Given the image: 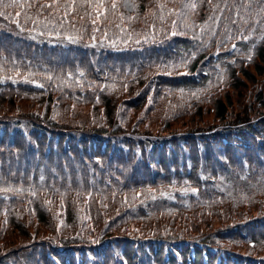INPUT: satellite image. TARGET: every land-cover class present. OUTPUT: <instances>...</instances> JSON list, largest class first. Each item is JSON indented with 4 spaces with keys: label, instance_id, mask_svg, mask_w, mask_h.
<instances>
[{
    "label": "trees",
    "instance_id": "16d2710c",
    "mask_svg": "<svg viewBox=\"0 0 264 264\" xmlns=\"http://www.w3.org/2000/svg\"><path fill=\"white\" fill-rule=\"evenodd\" d=\"M130 1L0 0V264H264V0Z\"/></svg>",
    "mask_w": 264,
    "mask_h": 264
},
{
    "label": "rangeland",
    "instance_id": "374dc122",
    "mask_svg": "<svg viewBox=\"0 0 264 264\" xmlns=\"http://www.w3.org/2000/svg\"><path fill=\"white\" fill-rule=\"evenodd\" d=\"M122 6L124 7V9H126L128 11L132 10V3L130 0H123ZM149 14H150V12H149ZM2 26H5V30H8V28H9V25L7 23H5V24L3 23ZM92 27L96 28L95 26H92ZM227 76H228L227 74H223V73L220 75V77L224 81L227 80ZM218 78H219V76L215 75V77L211 81H209V82L207 81L206 82L207 87H209V86L213 85L215 82H217ZM250 88H251V86H250ZM186 92L187 91H184V93H186ZM246 92L249 93L252 91L246 90ZM236 93H237V95H234L235 92L233 90L230 91L233 102H237L239 104V103H241V101H243V99H242L243 95H241V94L239 95L238 92H236ZM13 94L15 95V99L4 97L5 102L3 103L2 109L0 110V113L7 114L9 121L18 120V122H20V123H26L31 119L34 120V117L30 113H32V114L33 113H35V114L39 113V115L45 117L44 113H40L39 110L37 109V107H38L37 100H34L31 98L30 92H28L24 89H18L17 91H13ZM9 99H11L14 104L8 102V104L5 105L7 100H9ZM246 101L247 102L244 105L250 104L253 100L247 98ZM209 103L211 104L212 102L209 101ZM205 107H207V106H205ZM191 112H189V113H191ZM50 113H53V115H55V119H58V116L62 115V112H59V111H53ZM259 113H260V111H258V109H256L255 112L253 113V115H257ZM234 114H236V112ZM208 115L206 113L205 117L207 118ZM150 117H151V115L148 114L146 119H149ZM82 120L83 119H79V121H82ZM142 120H144V119H142ZM142 120H141V122H142ZM139 126H141V128H144V126H142V125H139ZM150 126L155 127L156 124H151ZM14 127H17V125Z\"/></svg>",
    "mask_w": 264,
    "mask_h": 264
},
{
    "label": "snow or ice",
    "instance_id": "6c2138e0",
    "mask_svg": "<svg viewBox=\"0 0 264 264\" xmlns=\"http://www.w3.org/2000/svg\"><path fill=\"white\" fill-rule=\"evenodd\" d=\"M76 2H77V0H65V4H64L65 9H67L70 6H73L74 7L76 5ZM93 2H94V0H81V3H83V4H93ZM54 3H56L57 6H58V0H54ZM100 6H101V4L99 2H97L96 3V7L98 8ZM48 7H51V5H48ZM112 7L113 8L116 7L115 0H113ZM2 14L3 13H0V15H2ZM173 34L175 35V33H173Z\"/></svg>",
    "mask_w": 264,
    "mask_h": 264
}]
</instances>
